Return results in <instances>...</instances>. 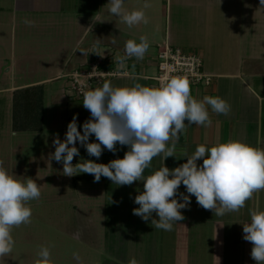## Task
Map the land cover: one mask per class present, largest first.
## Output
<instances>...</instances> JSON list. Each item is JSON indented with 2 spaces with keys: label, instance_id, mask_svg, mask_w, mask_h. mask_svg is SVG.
<instances>
[{
  "label": "crops",
  "instance_id": "crops-1",
  "mask_svg": "<svg viewBox=\"0 0 264 264\" xmlns=\"http://www.w3.org/2000/svg\"><path fill=\"white\" fill-rule=\"evenodd\" d=\"M143 2L125 0L124 6L131 11L141 8ZM149 2L151 7L144 9L149 23L129 28L109 13V0H0V104L6 102L9 115V124L0 116V135L7 128L13 135L30 133L14 131L13 104L17 92L36 87L44 88L45 119L50 109L55 123L63 124L60 140L65 139L63 133L74 116L82 133L90 112L81 101L64 93L61 77L88 68L95 57L105 60L107 69L116 68V58L125 54V42L134 39L139 43L143 35L150 43L144 59H129V75L108 80L113 86L136 82L158 86L152 80L158 72V52L170 44L200 55L204 72L212 76L210 86L190 83L191 95L198 100L220 97L231 106L227 116L213 113L209 106L212 123L187 126L179 136L175 157H155L145 176L163 166L178 167L187 160L184 153L191 154L201 144L211 146L233 139L264 148V6L260 0ZM93 17L104 22L93 25ZM38 52H44L43 60L34 55ZM38 63L43 74L34 80L32 76L39 69L31 65ZM3 70L16 81L12 86L4 84ZM89 142L98 141L93 135ZM76 146L79 156L74 157L73 165L76 158L79 163L91 160L107 164L123 158L129 150L117 144L115 153L104 149L97 159L79 142ZM67 181L72 179L67 177ZM72 182L77 200L73 208L88 219L83 223L79 216L77 227H86H66L64 231L74 232L70 234L86 243L97 257L103 255L101 260L94 258L93 264H128L131 258L138 264H256L250 256L251 243L243 239L242 224L250 222L252 211H264V190L254 193L239 211L224 216L203 209L191 196L190 207L181 210L185 219L175 223L171 231H164L152 226L151 219L145 222L133 214L139 207L134 198L143 191L142 181L118 186L103 176L94 182L93 175L84 173L74 175ZM179 192L187 195L183 184ZM152 218H157L155 213Z\"/></svg>",
  "mask_w": 264,
  "mask_h": 264
},
{
  "label": "clouds",
  "instance_id": "clouds-1",
  "mask_svg": "<svg viewBox=\"0 0 264 264\" xmlns=\"http://www.w3.org/2000/svg\"><path fill=\"white\" fill-rule=\"evenodd\" d=\"M124 4L125 0H109V13L129 28L149 23L144 11L151 7L149 0L131 11ZM260 5L264 6V0H260ZM96 22L104 21L93 17V25ZM25 23L32 22L25 20ZM93 25L86 28L88 32ZM149 47V40L143 35L139 43L127 40L125 54L116 58L117 67L126 68L132 58L143 60ZM82 104L90 112V118L82 125L83 132L78 130L74 116L67 125L65 139L61 141L57 135L53 140L55 151L49 155L48 164L51 166L52 160L62 162L65 176L91 174L94 182H99L102 176L118 186L142 181L143 191L134 198L139 207L133 209V214L145 222L151 219L156 229L171 231L175 223L184 220L181 210L190 207L191 196H195L203 209L224 216L239 211L254 193L264 190V148L241 140L198 145L191 154L184 153L187 160L178 167L163 166L144 175L155 157L162 156L163 160L175 157L179 136L187 126L207 127L212 123L209 106L216 114L227 116L231 111L228 102L220 97L194 98L186 77H166L159 86L139 82L132 86H113L106 81L102 87L86 91ZM93 135L98 142H89ZM77 142L89 156L97 159L104 149L115 153L117 144L129 150L123 158L107 164L83 160L73 165L74 157L79 156ZM199 160L203 163L198 164ZM181 184L187 195L179 192ZM40 197V187L35 180L18 179L0 161V258L13 252L12 229L31 223L29 202L38 201ZM153 213L157 218H152ZM250 217V222L242 224L243 239L251 243L250 256L256 264H264V211H252ZM73 258L80 261L78 253H73ZM35 264H53L49 247L40 248ZM128 264H138V261L131 258Z\"/></svg>",
  "mask_w": 264,
  "mask_h": 264
},
{
  "label": "rangeland",
  "instance_id": "rangeland-1",
  "mask_svg": "<svg viewBox=\"0 0 264 264\" xmlns=\"http://www.w3.org/2000/svg\"><path fill=\"white\" fill-rule=\"evenodd\" d=\"M43 53L38 52L34 55L43 60ZM98 61L101 59L98 58ZM32 66L37 70L40 63L35 64V66L32 64ZM39 70L35 71L34 76H32L34 80L43 74ZM3 73L6 77L4 84L12 86L16 81L10 75H6L5 71ZM61 80L66 87V80ZM55 84L57 83L55 82ZM5 103L0 104V106L2 105L0 116L3 123L9 124V115ZM55 122L56 118L49 109L46 119L44 111L42 131L13 135L7 128L0 135V161H3V166L10 174L16 175L18 179L32 178L38 183L41 191V197L38 201L29 202L32 208L31 223L12 229L11 235L15 241V247L11 254L0 258V264H35L41 247L50 248L53 264H93L94 258L101 260L100 258L103 256L97 257L95 253L90 252V247L87 249L86 243L70 234L74 232L64 231L66 227L68 229L77 227L79 216L83 223L88 219V216L82 211L79 214L73 208V204L77 202L74 199L76 190L72 182L74 176L70 177L71 182L67 181L68 176L63 174L62 162L58 163L52 160L51 166L48 164L49 155L55 151L53 140L57 135L59 138L62 137L63 128L61 125L63 124L58 126ZM59 128L62 130L59 131ZM65 134L66 131L63 135ZM78 160L79 158L75 159L76 164L79 163ZM77 170L79 171V169ZM76 175L84 176V173ZM105 218L107 220L109 217ZM78 227L77 229H82L86 226ZM79 233H76L77 236L81 235ZM103 235L104 233L101 232L102 237ZM107 248L110 247L107 246ZM113 252L117 254L115 250ZM73 253L79 254V262L73 258ZM104 258H106L105 255Z\"/></svg>",
  "mask_w": 264,
  "mask_h": 264
},
{
  "label": "built area",
  "instance_id": "built-area-1",
  "mask_svg": "<svg viewBox=\"0 0 264 264\" xmlns=\"http://www.w3.org/2000/svg\"><path fill=\"white\" fill-rule=\"evenodd\" d=\"M95 57L92 64L81 71L70 75H63L61 79L66 80L64 93L77 101L83 102L84 93L97 87H102L103 83L119 76L129 75L128 66L124 69L117 67L107 69L104 61H98ZM157 74L152 78L158 86L164 78L180 76L186 77L193 85L210 86L212 76L207 75L203 70V59L200 55L185 52L183 49L166 44L160 48L157 57Z\"/></svg>",
  "mask_w": 264,
  "mask_h": 264
},
{
  "label": "trees",
  "instance_id": "trees-1",
  "mask_svg": "<svg viewBox=\"0 0 264 264\" xmlns=\"http://www.w3.org/2000/svg\"><path fill=\"white\" fill-rule=\"evenodd\" d=\"M44 88L25 89L15 94L13 127L15 132H40L44 120Z\"/></svg>",
  "mask_w": 264,
  "mask_h": 264
}]
</instances>
